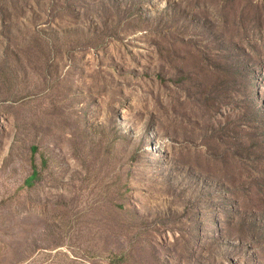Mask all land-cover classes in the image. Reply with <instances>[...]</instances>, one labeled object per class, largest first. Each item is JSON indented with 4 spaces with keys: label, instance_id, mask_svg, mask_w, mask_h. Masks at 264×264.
I'll use <instances>...</instances> for the list:
<instances>
[{
    "label": "rangeland",
    "instance_id": "rangeland-1",
    "mask_svg": "<svg viewBox=\"0 0 264 264\" xmlns=\"http://www.w3.org/2000/svg\"><path fill=\"white\" fill-rule=\"evenodd\" d=\"M0 264H264V0H0Z\"/></svg>",
    "mask_w": 264,
    "mask_h": 264
},
{
    "label": "trees",
    "instance_id": "trees-1",
    "mask_svg": "<svg viewBox=\"0 0 264 264\" xmlns=\"http://www.w3.org/2000/svg\"><path fill=\"white\" fill-rule=\"evenodd\" d=\"M33 177H34V176H33ZM33 177H32V178H33Z\"/></svg>",
    "mask_w": 264,
    "mask_h": 264
}]
</instances>
